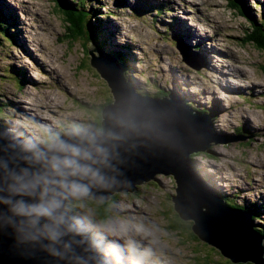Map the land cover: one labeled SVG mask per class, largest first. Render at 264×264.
Listing matches in <instances>:
<instances>
[{
  "label": "rangeland",
  "instance_id": "1",
  "mask_svg": "<svg viewBox=\"0 0 264 264\" xmlns=\"http://www.w3.org/2000/svg\"><path fill=\"white\" fill-rule=\"evenodd\" d=\"M73 1L76 0H0V10L14 21L10 28L14 42L0 44L2 128L34 146H43L46 139L44 130H32L36 124L56 136L71 127L93 125L99 129L102 105H111L114 100L108 82L91 66L88 52L103 46L116 47L131 60L126 74L121 70L123 78L136 69L133 77L137 93L160 100L177 92L194 112L211 117L213 141L205 150L190 154L192 165L205 181L206 174L211 173L208 181L215 192L227 198L224 202L246 210L252 227L263 229L264 169L258 165L264 162V97L254 88L261 83L264 89V46L250 31L251 38H245L247 19L229 5V0H209L205 4L198 0H98L91 5L100 8L101 21L93 24L92 42L86 43L67 38L57 2ZM247 1L256 3L248 14L261 18L264 0ZM210 6L214 7L213 19ZM178 19L202 38L207 54L200 52L196 39L187 40L178 28ZM261 20L264 22V18ZM113 29L112 38L109 31L114 33ZM53 53L55 62L50 55ZM210 61L221 70V82L236 85L225 93L218 87L219 101L212 94H203L208 87L203 72ZM52 64L65 69L57 70ZM50 69L53 74L60 72L61 77L51 76ZM235 69L246 70L251 82L240 79L235 72L228 76L227 72ZM65 73L76 82H68L70 90L61 84ZM93 88L94 92H90ZM200 109L206 112L195 111ZM112 195L107 201L70 202L73 216L82 221L83 229L95 239L94 234L102 238V249L106 247L108 252V246L111 248L112 258L105 257L108 264H235L193 235V220L178 217L171 201V195H176L172 174H157L154 180L136 184L132 191ZM100 206H110L106 218L97 215ZM258 212L262 213L260 218L255 216ZM138 227L143 231H137ZM113 241L123 243L119 261L113 255Z\"/></svg>",
  "mask_w": 264,
  "mask_h": 264
},
{
  "label": "water",
  "instance_id": "2",
  "mask_svg": "<svg viewBox=\"0 0 264 264\" xmlns=\"http://www.w3.org/2000/svg\"><path fill=\"white\" fill-rule=\"evenodd\" d=\"M88 53L91 66L108 82L114 102L101 108V130L92 125L82 129L95 135L97 145L109 153L107 166L93 165L101 170L103 182L80 181L89 185L86 197L107 201L116 191H132L136 184L154 180L157 174H172L176 182L173 208L181 219L193 220L191 229L202 242L234 263L264 264L263 239L252 227L251 215L213 194L192 165L190 154L205 150L213 141L211 117L194 112L177 92L160 100L137 93L113 61L115 53L123 54L126 69L131 66L130 57L116 47H98ZM72 133L59 139L88 147L86 140ZM36 149L47 151V147L19 140L0 125V264H107L98 243L84 229L77 234L62 226L65 234L53 243L2 202L3 198L11 203L35 202L38 191L32 196L16 195L10 185L11 176L22 174L23 169L30 175L45 170L32 162ZM94 159L99 157L94 154ZM68 216L72 214L68 212Z\"/></svg>",
  "mask_w": 264,
  "mask_h": 264
},
{
  "label": "clouds",
  "instance_id": "3",
  "mask_svg": "<svg viewBox=\"0 0 264 264\" xmlns=\"http://www.w3.org/2000/svg\"><path fill=\"white\" fill-rule=\"evenodd\" d=\"M9 42L13 43L14 40H9ZM29 123L36 124L31 121ZM36 125L37 127L32 128L34 132H42L44 130V134L48 132L49 136L53 135L48 144H46V140L42 143V147H47V151L36 149L32 156V162L41 164L45 170L42 173H32L30 175L27 169H23L22 174H13L11 176L13 184L10 185V189L16 195L29 196L34 195L38 191V196H36L35 202L31 203L24 200H17L15 203H11L7 198H3L2 202L9 206V211L14 216L23 217L30 227L36 228L38 235L56 243L65 234V232L61 231L62 226L68 232L79 234L83 231L82 221L74 218V213L72 217L68 216L69 207H72L70 202L85 199L93 200L90 197H86L89 193V185L80 181L87 179L90 182H103L104 176L101 170L93 167V165L102 163L107 166L109 153L106 148L97 145L95 135H90L82 130L84 127L64 129L59 132V136H56V133L50 132L42 124ZM99 125L101 127V123ZM25 129L30 132L29 129ZM72 131V135L80 136L82 141L86 140L88 147L79 144H69L59 139L66 132ZM14 136L21 140L17 133H14ZM31 150L29 149V151ZM49 153L52 154L50 155ZM94 154L99 157V160L94 159ZM73 177L77 179H70ZM83 197L86 198L80 199ZM70 198L73 200L69 201L66 206L64 202ZM37 225L40 227L37 228ZM137 231H143V229L138 227ZM113 255L119 261L118 246H113ZM106 262L108 264L107 260Z\"/></svg>",
  "mask_w": 264,
  "mask_h": 264
},
{
  "label": "trees",
  "instance_id": "4",
  "mask_svg": "<svg viewBox=\"0 0 264 264\" xmlns=\"http://www.w3.org/2000/svg\"><path fill=\"white\" fill-rule=\"evenodd\" d=\"M92 1H96L97 2L98 0H76V2H73L72 4H69L67 2H57L58 3V6H59V10L63 13L64 22H65V30L68 33L67 38H69V39L71 38L74 41L77 40V39H83L84 42H86V43L92 42L91 37L94 34V32H93V28H94L93 27V24L99 25V23L101 21L100 15H98L100 13V8L92 6L91 5L92 4L91 3ZM238 2H240V0H229V5L232 8L238 10V6H237V3ZM239 13L244 14L241 11ZM245 17L247 19H250L247 14H245ZM66 22L69 23V24H71V26H67L66 25ZM12 24H14V21L13 20H10V18L7 17V15L4 13L3 10H0V33H5L6 34V35H1L0 34V44H2L3 41H8V40H13L14 39V33L10 29ZM251 24H252V26L249 25V28H247V31L245 32V38L247 40H249L251 38V36H250V32H251V35L256 39V42H258L262 46V44H264V39L263 38L256 37V36H259V35L255 31H263L262 30V26L264 25V22L262 20H260L259 23L255 22V21H252ZM65 39H66V37H65ZM83 48L85 49V44H83ZM114 55L115 56L113 58V61L116 62L117 65H118V67L121 68V69H123L124 73L126 74V70H125L126 59H125L124 55L123 54L121 55L119 53H115ZM112 100H113V96H112ZM108 103L103 104L102 105V108L105 107ZM185 104L187 106L190 105L186 101H185ZM195 111H198V112H206V110H204V109L195 110ZM100 118H101V115H100ZM99 129L101 130L102 128L99 127ZM45 133H46L45 134L46 144H48L51 141L53 135H50L49 136L48 132H45ZM212 156H214V155H212ZM216 195L220 196L223 200L224 199H227V198H225L224 196H222L221 194H219L217 192H216ZM77 201H80V200H77ZM171 201H172V199H171ZM109 207L110 206H107V207L100 206L99 210L97 211V215L100 216L101 218H106L105 213L108 212ZM231 207H236V206H231ZM246 209H248V208H246ZM248 210L251 211L250 209H248ZM254 210H255V207H254ZM69 212L71 214L74 213L73 207H69ZM252 216H254L253 213H252ZM255 216L257 218H260L262 216V213H259L258 212V213L255 214ZM178 217H179V215H178ZM191 225H190V229H191ZM255 230L261 235V237L263 239V245H264V228L262 229L260 227V228H256ZM193 235H195L198 238V236L194 232H193ZM92 238H93V240L96 243H98L100 249H102V247L100 246V243H99L100 240L99 239H95L93 237V235H92ZM212 248H215V247H212ZM218 252H219V250H218ZM102 257H103V255H102ZM263 257H264V255H263ZM228 260H226V262H229V261L232 262L231 260H229V261ZM245 263L250 264L251 262H245ZM245 263H243V262H236L235 264H245ZM251 264H253V263H251Z\"/></svg>",
  "mask_w": 264,
  "mask_h": 264
},
{
  "label": "bare ground",
  "instance_id": "5",
  "mask_svg": "<svg viewBox=\"0 0 264 264\" xmlns=\"http://www.w3.org/2000/svg\"><path fill=\"white\" fill-rule=\"evenodd\" d=\"M193 1H196V0H193ZM198 1H200V3H203V4H205V3H209L210 1L209 0H198ZM237 6H238V11L240 12H243L244 14H241V13H239L243 18H245V19H247L246 17H245V14H247L248 16H249V18L250 19H247V21H248V23H249V25H251L252 26V21H255V22H257V23H259L260 22V20H261V18H264V11H262V14H263V16L261 17V18H259V16L258 17H256L255 15H249L248 14V12H249V10H251V9H253L255 6H256V3H251V2H248L247 0H240V2H238L237 3ZM259 6H261V5H259ZM213 6H210L209 7V12H210V17L213 19V17L215 16V13H214V10H213ZM177 24H178V28H179V30L184 34V35H186L187 36V40L189 41V40H191V39H196L197 40V42H199V44H200V52H202L203 54H207L208 53V48L206 47V48H204L203 47V45H202V38L201 37H199V35H197V33L192 29V28H189V27H187L186 25H185V23H183V22H181V19H178V22H177ZM264 29V25L262 26V30ZM113 31H114V33L112 32V30H110L109 31V33H110V35L112 36V38L115 36V29H113ZM256 33H258V35L259 36H256V37H258V38H263L264 39V30L263 31H255ZM37 34H39V31H36V35ZM19 44H20V42H19ZM19 44H18V46H19ZM127 45L128 46H130V47H132L133 48V45L132 44H129V43H127ZM262 46H264V44H262ZM178 49H182V48H178ZM56 51H57V53H58V55H59V53H60V51L58 50V49H56ZM52 57H53V59H54V56H55V53H53V54H50ZM162 55V54H161ZM162 58H163V55L161 56ZM38 60H40V59H38ZM43 60V59H42ZM211 60L213 61V58L211 57ZM54 62H55V59H54ZM38 64H40L41 65V63H40V61L38 62ZM53 66H54V68L55 69H57V70H61V69H65V67L63 68L62 66H55L54 64H52ZM208 65H209V67H208V70L207 71H205V72H203V77H204V79L207 81V83H208V87L206 88V90L203 92V94H212L213 96H214V99L215 100H217V101H219V93H220V90H219V88L218 87H220V88H222L223 90H222V92H230L229 90H231L232 91V89H235L236 88V85H227V84H225V83H223V82H221V76H222V72H221V70L219 69V68H217L215 65H214V63L213 62H208ZM39 67V66H38ZM41 67V66H40ZM39 67V68H40ZM52 68V67H51ZM171 68H173L172 66H171ZM19 70H22V71H24L23 69H19ZM67 70V69H66ZM50 71L52 72V69H50ZM160 71L162 72V73H165L166 72V69L164 68V67H162V66H160ZM25 72V74L26 73H28L27 71H24ZM68 72H69V70H68ZM67 72V73H68ZM136 72V69H134L130 74H129V76H128V78L126 79V78H124V80L127 82V84L133 89V90H135V88H136V82L134 81V77H133V75H134V73ZM236 73V74H240V79H249V82H251L250 81V77L247 75V72H246V70H244V69H235V70H231L230 72H227V74H228V76H231V74H233V73ZM50 73V72H49ZM67 73H65L64 75H63V77H62V80H61V84L62 83H64L65 85H66V87L70 90V87L68 86V82H71V83H73V81L71 80V78H69L68 76H66V74ZM50 75L51 76H53V75H57V76H60V72L59 73H57V74H53V72L52 73H50ZM54 77V76H53ZM61 77V76H60ZM148 79H150V77H147ZM28 81V80H27ZM76 83V82H75ZM75 83H73V84H75ZM263 84H261V83H259V84H257V85H255V88H254V90H255V93H261L262 94V96L264 97V89H263V86H262ZM85 86V85H84ZM86 88V87H85ZM229 89V90H228ZM90 92H94V88H93V90H90ZM137 92V91H136ZM35 105V104H34ZM221 110H225V107H223V106H221ZM101 120V119H100ZM225 121H227V120H225ZM32 122V121H31ZM71 123H75V124H77L78 123V121H71ZM4 127V126H3ZM93 127V126H92ZM5 128V127H4ZM24 133H26V135H27V132H24ZM226 154H221V156H225ZM258 167L259 168H262V169H264V162H263V160L262 161H259V165H258ZM261 176H262V174H260ZM212 176V174L211 173H207L206 174V182L208 183V185H209V187L211 188V190H212V192H215L213 189H212V184L211 183H209V181H208V177H211ZM216 193V192H215ZM112 228L114 229V231H118L119 232V230L118 229H116V228H114L113 226H112ZM94 236L97 238V239H99V240H102V238L100 237V236H97L96 234H94ZM120 236H124V235H120ZM116 238H118V239H120V237L119 236H117L116 235ZM114 242V244L116 245V246H118V247H121L122 245H123V243H120V242H115V241H113ZM109 245V244H108ZM111 248L108 246V252H107V249H106V247H105V249L103 248V249H101V251H102V254H103V256L104 257H108V258H112V257H110L111 256V252H109V250H110ZM227 258V257H226Z\"/></svg>",
  "mask_w": 264,
  "mask_h": 264
}]
</instances>
